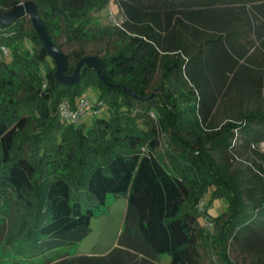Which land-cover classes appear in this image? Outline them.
<instances>
[{"label": "trees", "instance_id": "1", "mask_svg": "<svg viewBox=\"0 0 264 264\" xmlns=\"http://www.w3.org/2000/svg\"><path fill=\"white\" fill-rule=\"evenodd\" d=\"M35 1L74 73L98 26L91 12L107 0ZM117 2L120 41L96 53L104 80L86 61L72 86L57 80L55 59L26 14L0 22V91L20 82L23 92L0 100V224L13 226L8 241L34 254L78 243L91 231L92 206L113 193L127 197L118 245L68 264H162L164 254L169 264H204L210 215L199 204L215 185L228 200L226 212L212 217L223 264H235L227 253L234 244L255 253L251 264H264V62L253 54V35L264 45V0ZM27 36L39 45L29 47ZM27 67L45 68L44 87ZM157 80L163 93L153 96ZM89 84L102 91L92 126L63 124L60 103H74ZM104 103L109 117L100 116ZM33 117L42 123L28 134ZM163 143L167 163L156 155Z\"/></svg>", "mask_w": 264, "mask_h": 264}, {"label": "rangeland", "instance_id": "2", "mask_svg": "<svg viewBox=\"0 0 264 264\" xmlns=\"http://www.w3.org/2000/svg\"><path fill=\"white\" fill-rule=\"evenodd\" d=\"M25 1V0H23ZM22 1V2H23ZM94 17V24L98 25L96 28H92L89 31V39L87 40L88 45L86 46V51L89 52V56H96V53L99 54L100 57L105 56V53L111 52L117 43H119L120 39L117 38V34L114 33V26L121 25L124 21V13L119 7L117 0H107L106 6L101 9H94L91 12ZM27 26L31 27L33 22L29 14L25 15ZM262 34H264V26L260 23ZM34 26V25H33ZM105 26H107L105 28ZM59 36L63 39L61 33ZM254 36V41L256 47L253 50L254 57L259 62H264V45L259 41V39ZM252 36V37H253ZM27 45L32 47L33 45H39V43L29 36L25 38ZM71 47L75 45L78 47V41L72 42ZM65 46V45H64ZM66 50V48H65ZM53 67H57L56 60L51 64ZM28 71L30 74V78L32 82L36 84V86L44 87L46 85V78L44 75L45 68L35 69L32 67ZM30 72V73H29ZM36 72V73H34ZM42 75H41V74ZM37 75L41 76L40 79L37 78ZM69 75H73L69 74ZM158 83H155L153 86L154 93H163V90L158 86ZM21 84L20 82H16L13 88L1 87L0 91V100H6L5 103H8L10 97L13 99L21 98L23 96V92H21ZM156 86V87H155ZM3 90V91H2ZM102 91L98 86L94 84H89L84 89V92L81 95H78L75 98V101L82 95H89L91 100L95 102L99 99ZM69 101V100H67ZM71 102V101H70ZM107 103H104L103 107L100 106L101 113L100 116L109 117L111 114V109H109ZM152 114V113H151ZM94 113L91 107L88 109L85 117L82 118V121L86 122L87 126H92L94 120ZM146 118V117H145ZM140 120V118H139ZM142 120V117H141ZM42 123L37 117L32 119V123L28 127V134H31L33 130L38 129L40 124ZM63 124H70L68 122L63 121ZM74 124H78L74 123ZM167 134V138H168ZM166 140H169V138ZM167 150L166 143H163L161 147L156 151L157 156H164L163 161L168 162L169 158H166L165 151ZM193 172H190L192 176ZM216 186L210 185L208 190L204 196V202L206 208L201 213L204 214L205 209L207 213L210 215H204L205 218H211L212 226H208L202 224L203 215H200L199 220L202 226H204L205 237L201 239L200 251L202 253V261L204 264H223L225 258L221 256L220 245L218 242V234L219 228L215 225V220L213 223L212 217L219 216L226 212L228 207V200L225 196L216 195ZM203 200V199H202ZM94 207L95 215L91 220V231L88 233L84 239L75 244L64 245L57 249L47 251L44 253L34 254L27 248L25 252H20L16 245L17 243H13V241H8V235L12 232L13 226L9 223V220L3 224H0V264H68V260L70 258H77L80 256H94L100 257L108 254L112 249H114L118 245V239L120 233L122 231V226L127 210V197L124 195H116L113 193H109L107 196L106 204L101 207ZM227 218L224 217V219ZM223 222V220L221 221ZM264 240V239H263ZM228 257L235 264H251V262L256 261V255L252 251H242L239 246L236 244L231 245L227 249ZM262 257L264 258V252ZM162 264L170 263V256L168 254L162 255L161 259Z\"/></svg>", "mask_w": 264, "mask_h": 264}, {"label": "water", "instance_id": "3", "mask_svg": "<svg viewBox=\"0 0 264 264\" xmlns=\"http://www.w3.org/2000/svg\"><path fill=\"white\" fill-rule=\"evenodd\" d=\"M25 14L30 15L33 25L35 26L40 38L42 39L47 51L56 60L57 69L55 71V76L58 81L68 86L79 83L82 78V65L86 61H89L94 66L99 77L104 80V76L99 66L98 58L96 56H86L82 58L78 62L73 75L68 74L70 67L68 54L53 41L47 24L42 18L39 7L35 0H25L12 9H5L0 6V22L2 24H8L16 18Z\"/></svg>", "mask_w": 264, "mask_h": 264}, {"label": "built area", "instance_id": "4", "mask_svg": "<svg viewBox=\"0 0 264 264\" xmlns=\"http://www.w3.org/2000/svg\"><path fill=\"white\" fill-rule=\"evenodd\" d=\"M93 101L89 97V95H82L71 103L70 101H62L59 105V114L63 121L68 123H77L83 117H85L88 109L92 107ZM205 202L201 200L199 204V209L204 210ZM205 224L208 226H212L211 220L205 218Z\"/></svg>", "mask_w": 264, "mask_h": 264}]
</instances>
